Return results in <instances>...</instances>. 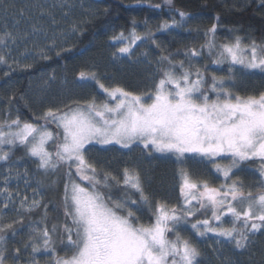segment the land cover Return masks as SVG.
I'll return each instance as SVG.
<instances>
[{"label": "snow or ice", "instance_id": "snow-or-ice-1", "mask_svg": "<svg viewBox=\"0 0 264 264\" xmlns=\"http://www.w3.org/2000/svg\"><path fill=\"white\" fill-rule=\"evenodd\" d=\"M135 2L143 4L145 0ZM165 3L173 5V0ZM149 4L160 7L150 0ZM177 12L180 19L173 17L171 22L164 21L160 25L162 30L185 27L189 14L179 9ZM216 30L217 25L213 23L204 33L206 43L185 52L187 67L184 60L173 63L169 56L161 58V63L167 62L169 67L160 69L161 76L147 95L150 102L122 87H106L95 72L81 71V81H94L114 103L98 105L93 99L83 104L73 101L75 106L49 107L39 117L45 122L39 126L22 122L19 116L0 122V162L6 165L0 181V217L7 216L9 210L17 217L8 222L0 220V264H7L9 260L8 233L15 237L18 229L14 226L24 227L21 211L32 213L42 206L44 216L27 225L29 231L23 251L21 247L12 250V264H40L38 254H48L50 264H200L201 251L181 234L182 226H189L199 237L209 233L222 237L237 249H246L256 233L264 234V91L242 96L225 87V77L212 75L208 85L200 69L192 70V59L201 57L204 48L209 55L217 50ZM77 31L74 25L73 32ZM147 35L151 39L152 33ZM144 39L135 27L128 35L121 31L111 36L110 40L120 45L113 56H132L137 41ZM9 41L16 43L11 32L0 36V44L6 49ZM42 58L49 57L42 53ZM224 62L229 63L228 80L235 79L231 74L236 65L245 75L257 72L264 75V42L258 44L252 40L242 45V38L236 36L234 42L219 46L213 63ZM0 64H8L6 55L0 54ZM8 67L10 71L15 70L12 64ZM209 92L215 94L214 99ZM49 123H55L59 131L54 134L48 130ZM53 140L54 150L50 151L46 145ZM134 144L142 145L149 154L174 155L181 164L197 158L211 161L224 182L214 187L206 180L194 181L182 167L179 190L183 203L178 207L161 201L153 203L135 169L124 168L121 179L98 168L87 156L95 145H119L131 150ZM20 146L35 159L38 169L55 171L61 166L67 167L63 208L71 224L65 222L62 230L56 224L51 229L47 227L48 210L36 199L40 195L38 188L31 189V198L26 191L10 188L14 178L24 179L30 187L27 168L21 173L11 162L14 149ZM221 159L230 163L221 164L218 162ZM256 159L260 161V179L256 184L245 185L239 177L233 178L234 169ZM73 176L87 181L89 187L82 186ZM110 182L122 183L124 199H113L110 193L106 195L101 190L109 189ZM129 189L139 194V202L127 195ZM138 203L151 212V223L140 222L136 214L141 211L139 206L132 210V205ZM200 214H204L203 219L197 218ZM191 218H195L194 222ZM54 233L59 234L63 255L57 251Z\"/></svg>", "mask_w": 264, "mask_h": 264}, {"label": "trees", "instance_id": "trees-1", "mask_svg": "<svg viewBox=\"0 0 264 264\" xmlns=\"http://www.w3.org/2000/svg\"><path fill=\"white\" fill-rule=\"evenodd\" d=\"M89 1L94 5L93 10H90L92 12L83 15L79 31L66 47L60 46L61 48L52 50L47 54L48 59H43L42 56L29 57L19 67L11 61L10 64L15 69L12 71L8 67L9 62L0 64V122L19 116L22 122L35 123L39 126L45 123L39 117L49 107L75 106L73 101H79L81 104L93 99L96 103L109 101L107 95L94 81L79 79L81 71L95 72L106 87H122L147 99V95L153 91L154 84L161 76L160 69L169 67L167 62L161 63V58L169 56L173 63L184 60L187 67L189 61L185 52L193 47L199 49L206 43L204 33L213 23L217 25L215 34L217 50L209 55L207 48H204L201 57L192 59V70L200 69L208 85L212 75L225 77V87L242 96L264 91V75L259 72L245 75L240 66H237L231 74L235 79L228 80L229 63L219 65L213 63L219 46L234 42L236 36L242 38V45H248L252 40L258 44L264 42L262 0H173V5L166 4L165 0H150L151 4H160L159 8L150 7L149 0H145L143 4H137L135 0ZM177 9L187 12L190 16L185 27L170 31L162 30L160 25L164 21L171 22L173 17L180 19ZM217 16L219 20L216 19ZM133 20L136 22L135 25ZM133 27L137 34L145 39L135 48L132 56L114 57L113 53L117 52L120 45L114 44L110 37L121 31L128 35ZM149 32L152 33L151 39L147 35ZM57 52L60 55H57ZM0 54H3L1 49ZM24 65L31 67L25 68ZM6 72L9 75L5 76ZM48 128L57 131L55 123H49ZM87 156L97 163L98 168L121 179L124 168L135 169L141 175L145 192L153 203L161 201L177 207L183 203L179 190V170L182 167L190 172L194 181L206 180L214 187L223 183V178L215 171L211 161L197 158L188 159L181 164L174 155L155 152L149 154V150L138 144H134L131 150L121 148L119 145H95ZM11 160H16L26 167L41 188L40 200L48 210L47 227L51 229L52 225L56 224L62 230L65 222L71 223L70 218L65 217L63 208L64 185L68 180L67 167L61 166L55 171L38 169L35 159L28 156L27 150L22 146L14 149ZM226 163L230 161L226 160L221 164ZM259 167L258 159L245 162L234 170L233 178L239 177L245 185H254L260 179ZM72 172H75L74 168ZM72 178L89 187L87 181H80L77 176ZM110 183L112 186L109 189L101 190L106 195L110 193L113 199H124L126 193L122 183L120 185ZM253 190L255 191V188ZM127 195L139 202V194L134 190L129 189ZM137 206L141 208V211L136 213L140 217V222L151 223L153 218L148 208L138 203L132 205V210L135 211ZM44 212L43 206L32 213L21 211L24 227L21 229L20 225H15L14 227L18 229L17 235L13 237L9 232L7 236L6 255L9 257L7 264H12L14 248L21 247L23 251V242L27 240L29 231L27 225L39 221ZM14 218H17L16 215L8 212V215L0 217V220L8 222ZM197 218L203 219L204 214ZM191 219L194 222L195 218ZM225 226L230 225L225 223ZM181 234L189 238L201 251L200 264H264L262 233L252 236L246 249H237L233 244L210 234L206 237L196 236L189 226H182ZM53 240L58 241L56 247L59 254L63 255L58 233L53 234ZM217 241L221 245H217ZM38 258L43 257L39 255Z\"/></svg>", "mask_w": 264, "mask_h": 264}, {"label": "rangeland", "instance_id": "rangeland-1", "mask_svg": "<svg viewBox=\"0 0 264 264\" xmlns=\"http://www.w3.org/2000/svg\"><path fill=\"white\" fill-rule=\"evenodd\" d=\"M93 6V3L89 0H0V36H3L5 32H11L13 36L16 37V43L13 44L9 41L7 49L3 44H0V49L8 58L9 64L11 61H16L17 63L15 64L20 65L29 57L42 56V53L48 54L54 49L61 48L60 46L66 47L71 41V38L76 34V32H73V26L75 25L78 28L83 15L90 14L92 12L90 10H93ZM142 42L143 40L137 41V45L134 46L133 51ZM237 66L239 65L234 67ZM208 94L211 98H215L214 93L209 92ZM145 100L150 102L147 99ZM107 102L114 103L110 100ZM48 130L50 129L48 128ZM58 131L57 129L56 132H52L55 134ZM54 142V140L49 141L48 145H46L50 151L54 150ZM219 161L221 163L223 161L226 162L224 159ZM11 162L14 163V166L18 168L21 173L26 168L16 160H11ZM1 164L0 181L3 179L6 167L3 162H1ZM259 169L260 167L258 170ZM219 174L221 178H223L222 174ZM27 180L29 181L30 187L25 185L24 179L18 181L14 178L10 182V188H12L13 191H26L30 198L33 195L31 189L38 188L40 195L36 196V199H40L42 192L37 181L30 176V173ZM222 180L224 182V179ZM9 212H11V210H9ZM209 234L215 237L213 234ZM217 238L224 239L222 237ZM219 244L220 243L217 245ZM39 255L43 258H38ZM38 256L37 259L40 260V264H50L51 257L48 254H38Z\"/></svg>", "mask_w": 264, "mask_h": 264}]
</instances>
